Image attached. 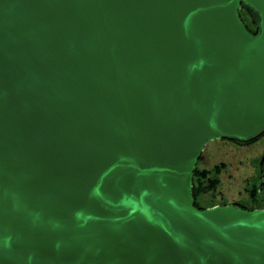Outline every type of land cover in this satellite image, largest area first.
Returning <instances> with one entry per match:
<instances>
[{
    "label": "water",
    "instance_id": "95a60500",
    "mask_svg": "<svg viewBox=\"0 0 264 264\" xmlns=\"http://www.w3.org/2000/svg\"><path fill=\"white\" fill-rule=\"evenodd\" d=\"M263 132L264 0H0V264H264V209L192 196Z\"/></svg>",
    "mask_w": 264,
    "mask_h": 264
},
{
    "label": "rangeland",
    "instance_id": "374dc122",
    "mask_svg": "<svg viewBox=\"0 0 264 264\" xmlns=\"http://www.w3.org/2000/svg\"><path fill=\"white\" fill-rule=\"evenodd\" d=\"M263 155L264 137L250 146H240L225 139L208 143L197 169L211 171L210 178L218 179L219 185L215 191L199 196L200 207L209 209L210 206L237 204L253 206L250 189L259 177V163ZM219 166L221 172L216 174L214 170Z\"/></svg>",
    "mask_w": 264,
    "mask_h": 264
},
{
    "label": "trees",
    "instance_id": "16d2710c",
    "mask_svg": "<svg viewBox=\"0 0 264 264\" xmlns=\"http://www.w3.org/2000/svg\"><path fill=\"white\" fill-rule=\"evenodd\" d=\"M240 18L242 22L245 24L247 30L252 35L254 36L259 35V33L261 32V18L259 14L253 8H251L250 6L246 4H242L241 10H240ZM263 137H264V132L246 141H240L237 139H234V140L225 139V140H230L240 146H250L258 142ZM200 159H202V156ZM220 167L221 166L215 168L214 172H216V174H220L221 172ZM211 174H212L211 171H207V170L200 171L196 168V171L194 174V180H193L192 196L194 199L195 207L199 210H206L200 207V204L198 202L199 196L203 193H210L212 191H215V189L219 185L218 179L210 178ZM250 196L252 199L251 201L253 203V206H249L245 204H242V205L237 204L236 206L242 209H245V210H250V211L263 207L264 205V155L262 156V159L260 160V163H259V177L257 181H255L254 186L250 189ZM212 207L214 206H210L209 208H212Z\"/></svg>",
    "mask_w": 264,
    "mask_h": 264
},
{
    "label": "flooded vegetation",
    "instance_id": "af4514ba",
    "mask_svg": "<svg viewBox=\"0 0 264 264\" xmlns=\"http://www.w3.org/2000/svg\"><path fill=\"white\" fill-rule=\"evenodd\" d=\"M257 208V207H256ZM262 208H264V205H263V207ZM262 208H259V209H262Z\"/></svg>",
    "mask_w": 264,
    "mask_h": 264
}]
</instances>
